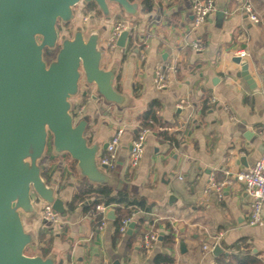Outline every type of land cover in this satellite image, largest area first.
I'll use <instances>...</instances> for the list:
<instances>
[{
  "label": "crops",
  "instance_id": "obj_1",
  "mask_svg": "<svg viewBox=\"0 0 264 264\" xmlns=\"http://www.w3.org/2000/svg\"><path fill=\"white\" fill-rule=\"evenodd\" d=\"M130 1L138 4L136 17L110 3L108 20L98 10L86 12L85 5L78 4L74 26L82 25L86 34L100 29L101 66L108 68L118 61L114 85L132 98L131 106L105 104L101 97H92L93 87L83 83L73 101L75 109H81L80 116L88 118L89 142L103 145L117 129H123L113 171L131 185L129 192L152 209L133 214L132 221L140 222L131 235L115 232L113 208L105 211L102 225H95L93 215L84 211L86 202L69 211L72 195L89 184L70 166L55 165L54 160L63 154L52 153L41 161L43 177L47 182L57 181L56 193L68 213L50 229L52 236L47 234L50 252L61 264H151L156 253L168 254L173 264H213L218 255L239 252L255 255L264 264V205L262 223L249 225L251 198L243 181L236 178L264 153L260 136L264 125V0H249L258 22L241 10L244 0H213L215 10L198 26L192 22L191 0ZM118 22H134L139 46L128 51L107 46ZM196 41L201 51L192 48ZM241 49L248 55L240 57ZM239 59L246 60L257 91L238 75ZM160 64L174 66L162 89L154 85V70ZM152 100L160 102L159 115L177 143L162 142L150 131L139 163L131 167L128 152L133 131H138V117ZM111 209L113 219L107 218ZM35 217L32 228L44 229L37 213ZM167 224L174 235L171 243L162 242L170 233ZM150 232L157 234V240L143 249V235ZM216 237L222 252L214 256L211 249Z\"/></svg>",
  "mask_w": 264,
  "mask_h": 264
},
{
  "label": "water",
  "instance_id": "obj_2",
  "mask_svg": "<svg viewBox=\"0 0 264 264\" xmlns=\"http://www.w3.org/2000/svg\"><path fill=\"white\" fill-rule=\"evenodd\" d=\"M90 2L105 20L110 18V3L132 17L138 14L137 2L130 0H0V264L62 263L54 252L28 255L26 249L35 243V236L23 226V219L35 217L38 201L50 204L60 216L68 213L56 193L57 181L47 182L42 175L49 142L52 153L67 154L75 162L78 175L88 184L115 192L131 190L115 171L98 164L106 143L89 142L87 116H74L73 98L81 83L93 87L92 97H101L105 104L129 108L132 103L114 85L118 61L101 66L100 29L86 34L82 25H76L71 36H59L57 25L72 22L74 7ZM127 36V30L121 31L115 45L124 48ZM56 48L54 57L45 61L44 51ZM236 61L241 65L238 75L257 91L246 60ZM107 218H114L112 209ZM134 226V221L128 224L127 235ZM179 249L184 250L182 243ZM221 252L219 244L213 245L212 255Z\"/></svg>",
  "mask_w": 264,
  "mask_h": 264
},
{
  "label": "built area",
  "instance_id": "obj_3",
  "mask_svg": "<svg viewBox=\"0 0 264 264\" xmlns=\"http://www.w3.org/2000/svg\"><path fill=\"white\" fill-rule=\"evenodd\" d=\"M241 10L248 15L251 21L258 22L259 19L253 12L252 5L249 0H244L240 6ZM192 10V22L194 26L203 24L210 13L215 10V4L213 0H191ZM129 24L124 22H118L112 28V31L108 37L107 46L113 47L119 33L123 30L129 31ZM192 48L196 51H201L202 46L199 42H194ZM237 54L240 57L248 55L247 51L239 50ZM174 70L173 65L160 64L155 67L154 70V85L158 89H162L167 85L168 75L170 71ZM81 115V109L74 110V116L79 117ZM150 131L146 128L139 127L137 134L133 136L129 144V164L131 167H135L142 156L145 136ZM123 129H117L106 142V148L97 156L98 164H104L107 166L108 171H113L116 168V155L121 142V136ZM260 136L264 143V125L261 126ZM237 179L243 181L244 189L247 195L251 198L250 203V215L248 224L257 225L262 223V207L264 205V155H261L254 163L245 171L239 172L236 176ZM219 192V188H216ZM37 215L40 223L45 228L53 230L61 222L60 215L56 213L50 204L42 201L37 202ZM96 211L101 214L100 225L104 224V213L111 206H104L103 204L96 205ZM132 221L130 217L121 219L119 224V232L125 233L128 224ZM157 240V234L155 232L146 233L142 238L143 249H148L153 242ZM219 241V237H216L214 243ZM206 248V246H204ZM102 264H109L103 262Z\"/></svg>",
  "mask_w": 264,
  "mask_h": 264
},
{
  "label": "trees",
  "instance_id": "obj_4",
  "mask_svg": "<svg viewBox=\"0 0 264 264\" xmlns=\"http://www.w3.org/2000/svg\"><path fill=\"white\" fill-rule=\"evenodd\" d=\"M85 10L86 12L96 10L95 4L92 2L87 3L85 5ZM128 24L130 28L127 36V44L125 45L126 51L140 45L136 30L134 29V22ZM160 107V102L152 100L146 109L140 113L138 117L139 126L153 132L160 141L167 142L170 145H176L177 139L175 138L174 133H170L166 130L167 123L164 122L159 115ZM80 203H85L84 211L93 215L96 223L95 225H98L101 220V214L96 211V205L103 204L104 206H111L115 211V218L113 220L115 232L119 234H122L118 230L121 219L125 217L132 218L133 214L138 211L149 213L152 209L151 204L146 203L143 198L137 197L129 191L115 192L108 186L91 184L86 185L79 191L75 192L69 203H67V208L69 211L73 210L75 206ZM138 221L140 222V220ZM138 221L135 222V226L136 223L138 224ZM167 228H169L170 233L162 238V242L171 243L174 240L173 231L169 224H167ZM47 234L52 236L51 230L47 228L39 229L36 234L34 248L36 252L41 253L43 256L50 252L48 242H50L51 237L47 239ZM235 246L236 245H234L233 248H235ZM151 264H173V259L166 253H156L151 260ZM213 264H261V262L255 255H251L248 252H239L236 254L218 255L215 257Z\"/></svg>",
  "mask_w": 264,
  "mask_h": 264
},
{
  "label": "rangeland",
  "instance_id": "obj_5",
  "mask_svg": "<svg viewBox=\"0 0 264 264\" xmlns=\"http://www.w3.org/2000/svg\"><path fill=\"white\" fill-rule=\"evenodd\" d=\"M78 19L79 18L76 17V19H74L72 22H70L66 26H63V25H61V23H59L57 25L58 32H59V36H62V35L71 36L72 33H73V31H74V27H75L74 25L77 23V20ZM58 42H60V37H59ZM57 48L54 49V50H51V51H48V50H45L44 51V59H45V61H49V60H51L54 57ZM51 155H52V146H51V143L49 142L48 143V146H47V149H46V158L45 159L51 157ZM58 160H60V161H58ZM71 161L72 160L70 159V157L67 154H63L61 156V159H57L56 158L54 160V163H55V165L58 166L59 164H56V162H61L60 163L61 166L67 167V168L70 166L72 170H75L76 171V169H75V162H71ZM33 219L35 220L36 217H34ZM23 226H24L25 230L32 231L35 234L37 233L36 229H33L32 228L33 227L32 226V220L23 219ZM35 243H36V238H35ZM35 243L32 244V245H29L27 247L26 253L28 255H33V254L37 253L36 250H35V248H34Z\"/></svg>",
  "mask_w": 264,
  "mask_h": 264
}]
</instances>
